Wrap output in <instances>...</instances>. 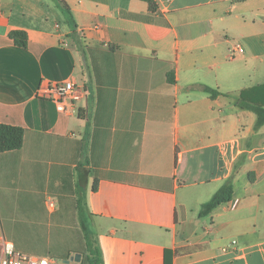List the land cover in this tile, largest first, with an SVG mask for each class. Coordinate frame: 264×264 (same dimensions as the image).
I'll return each mask as SVG.
<instances>
[{
	"label": "crops",
	"instance_id": "crops-1",
	"mask_svg": "<svg viewBox=\"0 0 264 264\" xmlns=\"http://www.w3.org/2000/svg\"><path fill=\"white\" fill-rule=\"evenodd\" d=\"M152 1L0 0V124L23 130L0 153V251L85 264L87 237L102 264H264V125L237 103L264 85V0ZM69 81L73 110L37 96Z\"/></svg>",
	"mask_w": 264,
	"mask_h": 264
},
{
	"label": "trees",
	"instance_id": "trees-1",
	"mask_svg": "<svg viewBox=\"0 0 264 264\" xmlns=\"http://www.w3.org/2000/svg\"><path fill=\"white\" fill-rule=\"evenodd\" d=\"M153 6L152 0H145ZM63 10L65 8L58 2ZM9 37L13 40L14 44L25 48L27 43L26 34L23 31H11ZM206 92L210 93L212 97H217L218 92L205 88ZM239 107L244 110L251 111L255 114L256 120L254 125V131L258 130L264 125V85L255 87L251 90L242 92L240 95L239 102L237 101ZM23 143V130L18 127L2 125L0 124V153L7 151H14L21 148ZM233 194V187L231 179L224 182V184L218 189V191L211 197V199L203 204L199 210L198 216L200 218L208 216L213 209L218 207L223 203L231 201ZM86 233V228L83 226ZM86 247H87V263L85 264H102L98 251L93 247L88 238L86 237ZM169 252H165V264H167V256Z\"/></svg>",
	"mask_w": 264,
	"mask_h": 264
},
{
	"label": "built area",
	"instance_id": "built-area-1",
	"mask_svg": "<svg viewBox=\"0 0 264 264\" xmlns=\"http://www.w3.org/2000/svg\"><path fill=\"white\" fill-rule=\"evenodd\" d=\"M81 91L83 90L79 86L70 81L43 82L37 90V96L51 100L59 112H67L73 110L74 103L80 100ZM234 244L233 242L231 245ZM0 264H50V259L22 254L12 244L5 243L0 251Z\"/></svg>",
	"mask_w": 264,
	"mask_h": 264
},
{
	"label": "water",
	"instance_id": "water-1",
	"mask_svg": "<svg viewBox=\"0 0 264 264\" xmlns=\"http://www.w3.org/2000/svg\"><path fill=\"white\" fill-rule=\"evenodd\" d=\"M70 260H74V261L78 262V261L80 260V259H79V255H77V256L71 258Z\"/></svg>",
	"mask_w": 264,
	"mask_h": 264
}]
</instances>
